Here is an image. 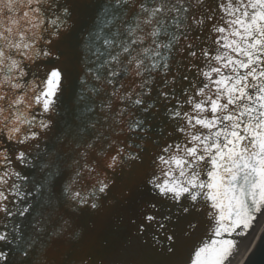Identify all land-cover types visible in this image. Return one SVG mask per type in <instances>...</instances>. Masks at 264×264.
<instances>
[{"label": "snow or ice", "instance_id": "snow-or-ice-1", "mask_svg": "<svg viewBox=\"0 0 264 264\" xmlns=\"http://www.w3.org/2000/svg\"><path fill=\"white\" fill-rule=\"evenodd\" d=\"M169 203L187 264L264 217V0H0V264H168Z\"/></svg>", "mask_w": 264, "mask_h": 264}, {"label": "water", "instance_id": "water-1", "mask_svg": "<svg viewBox=\"0 0 264 264\" xmlns=\"http://www.w3.org/2000/svg\"><path fill=\"white\" fill-rule=\"evenodd\" d=\"M65 102H67V98H65ZM150 122L153 124L154 128L163 127L169 131L171 130L170 122L163 116V109H161L160 115L156 116L154 119L150 118ZM168 142H172V140L169 139ZM167 208H171L173 213V221L168 225L169 231H175L178 237L176 254L169 259L168 264H187V259L191 250L198 246L201 241L208 240L211 235L212 225L207 216V209L201 207L200 210H193L190 214H184L178 210V206L172 207L171 203L165 207V210H167ZM189 222L195 224L196 227L194 229H189ZM153 232L154 229H150L142 240H137L135 238V228L130 225H125L120 235L121 239L128 242L130 246L137 247L145 243L150 244L152 242L151 236ZM185 232L188 234L185 235ZM250 234H254L255 241L251 252L243 264H264V231L261 235H258L257 225ZM243 238H238L240 243ZM161 241L163 244H167V241L163 240V233H161Z\"/></svg>", "mask_w": 264, "mask_h": 264}, {"label": "bare ground", "instance_id": "bare-ground-1", "mask_svg": "<svg viewBox=\"0 0 264 264\" xmlns=\"http://www.w3.org/2000/svg\"><path fill=\"white\" fill-rule=\"evenodd\" d=\"M263 231L264 217H261L260 223L258 224V235H261ZM254 241V234H249L247 237H244L240 245L238 246L239 250L235 254V257L232 260L231 264H243L253 248Z\"/></svg>", "mask_w": 264, "mask_h": 264}]
</instances>
